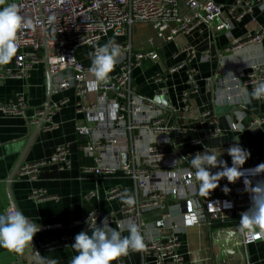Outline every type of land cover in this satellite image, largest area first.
<instances>
[{"label": "crops", "instance_id": "0c3cea01", "mask_svg": "<svg viewBox=\"0 0 264 264\" xmlns=\"http://www.w3.org/2000/svg\"><path fill=\"white\" fill-rule=\"evenodd\" d=\"M11 0H0V7L7 6ZM250 2L246 8L247 13L240 21H234L227 13L233 0H217L224 6L223 18L229 20L231 27L221 32H216L207 26H201L200 31L194 30L187 34H178L172 41L160 39L150 24L137 23L129 30L131 48L134 52L153 51L157 60L144 61L140 66L133 67L131 71V88L138 96L146 101L156 97L157 92H162L169 102L173 112L163 116L166 126L175 129L170 136L168 151L180 157V168L192 171L189 161L196 153H213L218 159H223L231 166V158L226 149L236 142L249 151V158L242 166L264 163V130L255 132L245 129L237 132L228 130L231 111L238 110L241 114L240 123L247 127L255 117L264 116V100L245 98L241 89L247 86L234 84L232 69L235 65L246 68L251 64L264 60V43L260 47L231 50L232 42H239L252 30L264 28V4L257 0H244ZM182 12L185 10L182 8ZM108 39H101L92 45H84L75 51V59L89 72L90 57L97 47L102 46ZM185 48L195 51L193 57L188 58L182 52ZM224 49H228L224 52ZM203 51L208 52L204 57ZM13 57L0 65V74L5 70H14ZM173 74L167 72L176 66H181ZM118 73L115 65L109 76ZM155 74H166L165 82H154ZM90 77L88 78V80ZM236 85V86H235ZM249 93L251 90L247 87ZM189 91V110H183L180 102L181 94ZM16 97H23L26 101L25 116H13L0 113V213L10 207L11 201L15 210L21 211L31 222L40 226V231L32 238V245L37 248L40 256L55 264H70L71 258L76 254L72 249L74 236L81 230H86L73 223L80 220L89 210L95 209L102 214H117L126 205L124 199L133 189L132 181L124 176L121 171H116L111 176L95 177L86 173L79 164V148L83 139L76 133L79 126L86 125V115L77 114L75 102L77 98L73 90L60 92L50 97V103L55 104L66 100V103L54 112L49 121H44L34 135L31 144L22 156L29 138L32 136L37 122L31 124L36 111H42L46 99V71L44 63L34 64L28 71L27 79L5 78L0 80V106L7 105ZM97 98L91 100L97 103ZM84 104L87 101H83ZM160 102H157L159 104ZM97 104H95V108ZM207 114V117H203ZM53 124L55 127L51 128ZM219 128L222 134L214 138H205V132ZM162 134H152L150 130H134L129 134L131 152L140 154L146 142L160 139ZM59 146H67L70 152V167L60 170L55 165H47L35 172L33 180L26 176L16 174L9 182L11 172L22 156L20 167L36 161L48 159L53 150ZM123 159L119 153L121 166L128 163V158ZM220 156V157H219ZM86 163V162H85ZM217 169H210L214 173ZM167 180L175 174L170 171L162 172ZM228 185L222 178L216 189L208 196L196 189L200 196L186 191V199L178 200L167 197L164 208H156L141 214L139 230L144 240L167 241L171 236L178 238L177 253L181 258L179 264H239L247 255L250 264H264V242L252 243L243 249L238 241L234 221L231 224L218 225L217 223H201L199 226L184 228L181 222V213L186 210V202L194 207L202 198L227 195L221 188ZM119 189L121 192L109 200L107 192ZM33 191H39L43 198L38 201L29 199ZM197 192V193H198ZM93 193L94 196L88 198ZM195 195V196H194ZM169 214L171 217L158 236L155 223ZM60 224L61 227L52 230H42L44 226ZM99 226V224H98ZM176 230L179 232L176 233ZM124 235H127L125 232ZM66 240L63 246L43 249L44 244ZM156 258L151 253L141 250L130 251L113 264H156ZM0 264H37V258L31 248L26 245L22 252H15L0 247Z\"/></svg>", "mask_w": 264, "mask_h": 264}, {"label": "built area", "instance_id": "2783aa9c", "mask_svg": "<svg viewBox=\"0 0 264 264\" xmlns=\"http://www.w3.org/2000/svg\"><path fill=\"white\" fill-rule=\"evenodd\" d=\"M264 4V0H257ZM10 3L18 5L19 13L30 22L33 27H25L18 32V49L13 56L14 70L5 69L0 74V80L5 78L27 79L28 71L34 64L46 63L51 75V96L60 92L73 90L77 101L75 110L77 114L86 115V125L79 126L76 133L83 139L79 152L83 158L90 161V165L83 169L95 177L111 176L116 171H121L124 176L132 181L133 189L130 195L135 198V205H124L119 213L102 214L95 209L89 210L80 220L74 222L75 226L88 227L95 222L100 224L101 219L108 218L109 226L115 227L121 220H132L138 225L142 213L164 208V200L171 196L178 200L186 199V191L195 194L198 200L200 194L196 189L198 182L192 171L180 168L182 160L168 151L170 136L175 129L166 126L163 116L173 112L170 106L146 101L138 96L131 88V71L133 67L140 66L144 61L157 60L153 51L134 52L129 39L130 28L137 23L150 24L157 36L164 41H172L178 34H187L207 26L216 32L229 29V20L224 19V6L217 0H11ZM98 5V6H97ZM250 2L233 0L227 13L234 21H240L247 13L246 8ZM182 8L185 12H182ZM55 17L54 23H49V17ZM101 39H108L121 46L122 54L117 62L118 73L109 76V79L100 83L94 90L89 87V81L94 77L86 72L82 65L75 59V51L84 45H92ZM264 43V28L258 27L248 33L239 42H232L231 50L260 47ZM95 51V50H94ZM93 51V52H94ZM227 52L228 49H224ZM92 52V53H93ZM188 58L194 56L192 48L182 50ZM204 57L208 52L203 51ZM181 66L171 68L167 74H173ZM234 84H243L252 91L258 81L264 80V60L251 64L246 68L235 65L232 69ZM90 79L88 80V78ZM166 74H155L154 82H165ZM236 86V85H235ZM161 93V96L164 94ZM189 91L181 94L180 102L184 111L189 110ZM95 96L97 103L91 100ZM264 98L258 101H263ZM83 101H87L86 104ZM66 100L49 105L45 120L57 112ZM95 104L97 107L95 108ZM26 101L23 97H16L5 106H0V113L13 116H25ZM228 130L237 132L245 129L255 132L264 130V116H257L245 128L240 123L241 114L238 110L231 111ZM42 115L36 111L31 120L35 124ZM207 117V114H203ZM51 124V123H50ZM51 128L55 126L50 125ZM150 130L152 134H162L163 137L156 141L145 143L143 151L138 155H131V141L128 136L134 130ZM222 134V130L215 128L205 132V138H214ZM120 155L130 156L128 163L121 166ZM120 159V160H119ZM264 164V163H261ZM55 165L60 170L70 167V152L67 146L56 147L48 159L33 162L19 167L18 174L28 179L35 178V172L44 166ZM256 165L240 166V170L254 169ZM170 171L171 180H167L162 172ZM253 187L258 181H264V172L253 175L246 173ZM245 177L229 183L230 191L227 195L202 198L197 206H190L186 202V210L181 213V222L184 228L199 226L201 223H217L223 225L227 221H234L238 241L243 249L249 244L264 242V225L260 228L249 229L241 223V213L248 210L251 204V193L246 190ZM198 192V193H197ZM119 189L107 192L109 200L118 196ZM90 193L88 198L93 197ZM39 191L29 195L32 201L43 198ZM224 202L231 204L225 208ZM14 210L8 207L5 212ZM164 215L155 223L158 236L170 219ZM60 224L47 225L42 230L60 228ZM179 232L176 230V233ZM66 244V240L50 242L42 246L43 249L55 248ZM144 253H151L156 258V264H179L181 258L177 253L179 246L177 236H171L165 242L157 240H144ZM121 257L117 259L120 260ZM123 264V263H119ZM239 264H250L247 255Z\"/></svg>", "mask_w": 264, "mask_h": 264}, {"label": "clouds", "instance_id": "9594fccd", "mask_svg": "<svg viewBox=\"0 0 264 264\" xmlns=\"http://www.w3.org/2000/svg\"><path fill=\"white\" fill-rule=\"evenodd\" d=\"M98 6V5H97ZM55 17H49V23H54ZM25 27H33L19 13L18 5L8 3L0 7V65L8 63L16 55L18 49V32ZM122 54L121 46L108 41L89 54V72L94 77L90 80L89 87L95 89L100 83L109 79ZM242 96L245 102L251 99L264 98V80L258 81L251 93L247 87L242 88ZM227 155L231 158V166H228L223 159L213 153H196L189 161L193 175L198 182L199 190L206 196L218 186V182L224 178L229 183L245 177L243 183L247 182L246 190L251 193V204L248 210L241 213V223L249 229L260 228L264 225V181H258L255 186L247 187L250 181L248 174H259L264 172V164L254 169L240 170L245 161L249 158V151L242 148L239 142L234 143L226 149ZM220 157V156H219ZM219 169L214 173L210 169ZM227 194L230 189L227 186L221 188ZM127 206L135 205L134 196L127 195L124 199ZM225 208H230L229 202H224ZM86 230L79 231L73 238L71 244L75 255L71 258L70 264H113L119 257L126 256L130 251L142 250L145 247L144 238L141 235L138 225L132 220H121L116 226L110 227L108 218L101 219L99 226L96 220L91 225L87 222ZM40 231V226L31 222L21 211L11 210L0 213V247L22 252L26 245L31 246L35 233ZM127 235H124V233ZM37 264H55V261H48L35 253Z\"/></svg>", "mask_w": 264, "mask_h": 264}, {"label": "water", "instance_id": "95a60500", "mask_svg": "<svg viewBox=\"0 0 264 264\" xmlns=\"http://www.w3.org/2000/svg\"><path fill=\"white\" fill-rule=\"evenodd\" d=\"M44 66H45V71H46V99H45V103H44V106H43L42 115L40 116V118H39V120L37 122L36 128H35L32 136L29 138V141H28V143L26 145V148H25L24 152L22 153V156L26 152L28 146L31 144V142H32V140L34 138V135L40 129V127L42 126L43 122L45 121V118H46V115H47V111H48V108H49V105H50V97H51V75L48 72V66H47V64L45 62H44ZM153 100H154V103H156V104H157V102H160L158 105H162V106H168L169 105V102H168L167 98L165 96H161V93L160 92H157L156 93V97ZM22 156L20 157V159L16 163L13 171L10 174V177L8 179V185L6 186L7 189H8V186H9V182L12 181L13 177L16 174H18V169H19L20 164H21V161H22ZM122 158L123 159H126L125 154L122 155ZM9 206L14 209V205H13V203L11 201L9 202ZM31 248H32L34 254L35 253H38L39 254V251L37 250V248H35L32 245V243H31Z\"/></svg>", "mask_w": 264, "mask_h": 264}, {"label": "trees", "instance_id": "16d2710c", "mask_svg": "<svg viewBox=\"0 0 264 264\" xmlns=\"http://www.w3.org/2000/svg\"><path fill=\"white\" fill-rule=\"evenodd\" d=\"M78 158H79V164H80V166H85V165H90V164H91L89 160L83 158L81 152H79V156H78ZM85 162H86V163H85ZM224 224H231V221H227V222H225ZM224 224H223V225H224Z\"/></svg>", "mask_w": 264, "mask_h": 264}]
</instances>
